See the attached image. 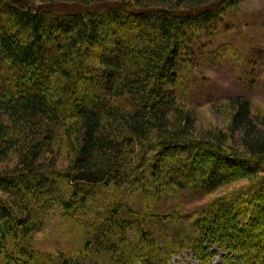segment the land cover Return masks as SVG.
Segmentation results:
<instances>
[{"label": "trees", "instance_id": "1", "mask_svg": "<svg viewBox=\"0 0 264 264\" xmlns=\"http://www.w3.org/2000/svg\"><path fill=\"white\" fill-rule=\"evenodd\" d=\"M240 1L0 0V264H264V115L197 135L183 81Z\"/></svg>", "mask_w": 264, "mask_h": 264}, {"label": "rangeland", "instance_id": "2", "mask_svg": "<svg viewBox=\"0 0 264 264\" xmlns=\"http://www.w3.org/2000/svg\"><path fill=\"white\" fill-rule=\"evenodd\" d=\"M221 29L211 38L198 41L197 54L188 63L184 83L189 93L190 114L195 134L226 130L230 121L228 99L242 97L255 114L264 115V73L259 53L264 54V0H242L229 11ZM223 46L232 52L221 53ZM228 189H224L226 191ZM70 229L54 230L33 236L36 247L53 253L71 250L77 240ZM212 264H223L225 255L213 249ZM169 264H201L193 254L182 253Z\"/></svg>", "mask_w": 264, "mask_h": 264}]
</instances>
